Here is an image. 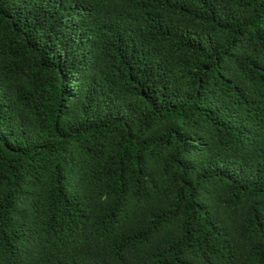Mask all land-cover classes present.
I'll return each instance as SVG.
<instances>
[{"label":"trees","instance_id":"obj_1","mask_svg":"<svg viewBox=\"0 0 264 264\" xmlns=\"http://www.w3.org/2000/svg\"><path fill=\"white\" fill-rule=\"evenodd\" d=\"M0 264H264V0H0Z\"/></svg>","mask_w":264,"mask_h":264}]
</instances>
